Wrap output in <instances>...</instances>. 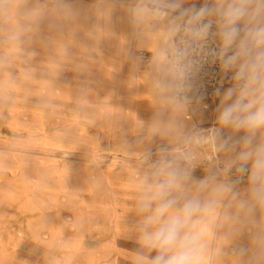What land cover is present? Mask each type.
I'll use <instances>...</instances> for the list:
<instances>
[{"label":"rangeland","instance_id":"obj_1","mask_svg":"<svg viewBox=\"0 0 264 264\" xmlns=\"http://www.w3.org/2000/svg\"><path fill=\"white\" fill-rule=\"evenodd\" d=\"M133 3L0 0V264H104L117 241L139 240L140 179L177 143L110 76L115 48L97 10ZM187 114L206 137L192 173L204 179L225 162L210 145L216 115L202 103Z\"/></svg>","mask_w":264,"mask_h":264},{"label":"clouds","instance_id":"obj_2","mask_svg":"<svg viewBox=\"0 0 264 264\" xmlns=\"http://www.w3.org/2000/svg\"><path fill=\"white\" fill-rule=\"evenodd\" d=\"M128 17L150 53L152 131L177 143L137 188L139 242L146 250L140 264H211L209 237L222 215L259 228L252 242L256 258L264 259V0H134ZM132 59L138 70L140 58ZM208 64L230 85L216 90L218 127L210 139L213 151L228 158L218 172L193 180L206 137L186 128L183 117ZM233 169L247 179V198L227 179Z\"/></svg>","mask_w":264,"mask_h":264},{"label":"crops","instance_id":"obj_3","mask_svg":"<svg viewBox=\"0 0 264 264\" xmlns=\"http://www.w3.org/2000/svg\"><path fill=\"white\" fill-rule=\"evenodd\" d=\"M129 8V6L116 4L112 8L108 7L103 10L104 12L97 10V17L102 15L104 17V33L112 39L109 45L115 48L111 62L113 71L110 76L113 82L121 88L122 94L128 100L132 110L143 108L157 110L148 79V61L146 63L143 61L144 65L140 61L139 69L134 68L132 58L137 57L131 52V43L134 42L135 46L138 47V53L140 49H147L136 44L135 35L129 23ZM117 9H120L119 15H116ZM112 10H114V15L110 16ZM2 31L4 29L0 26V45ZM140 57L142 56L140 55ZM192 103H202L204 106H209L217 116L216 109L219 103L217 97L214 101L205 102L192 96ZM189 118L187 113L183 117V123L188 129L193 125ZM225 132L231 135L227 130ZM222 158L226 161L228 155L223 153ZM201 179L203 178L193 177V180ZM247 189L248 186L245 185V188L239 192L241 198H247ZM232 212L234 213L235 209H232ZM260 215L258 212L257 221H259ZM257 231H259L258 227L244 224L235 216L229 219L222 215L214 234L209 237L211 264H264V259L256 258V248L252 242V236ZM117 245L116 255L104 264H140L139 254L146 252V250L142 249L139 240L122 239L117 241Z\"/></svg>","mask_w":264,"mask_h":264},{"label":"built area","instance_id":"obj_4","mask_svg":"<svg viewBox=\"0 0 264 264\" xmlns=\"http://www.w3.org/2000/svg\"><path fill=\"white\" fill-rule=\"evenodd\" d=\"M139 54L144 58L145 61L150 59V53L147 50L140 49ZM229 82L225 80L224 74L219 70L218 66L211 64L205 65L199 76L194 81L192 96L205 101H214L216 96V90L229 87ZM214 152V151H213ZM216 156V153L214 154ZM219 169L224 167L223 163H219ZM232 175H234L239 183L243 182L246 177L241 176L233 169Z\"/></svg>","mask_w":264,"mask_h":264},{"label":"bare ground","instance_id":"obj_5","mask_svg":"<svg viewBox=\"0 0 264 264\" xmlns=\"http://www.w3.org/2000/svg\"><path fill=\"white\" fill-rule=\"evenodd\" d=\"M241 184V183H240Z\"/></svg>","mask_w":264,"mask_h":264}]
</instances>
